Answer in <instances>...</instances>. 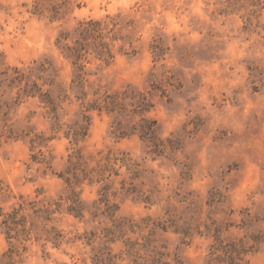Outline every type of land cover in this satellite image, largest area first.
<instances>
[{"label":"rangeland","instance_id":"374dc122","mask_svg":"<svg viewBox=\"0 0 264 264\" xmlns=\"http://www.w3.org/2000/svg\"><path fill=\"white\" fill-rule=\"evenodd\" d=\"M90 19L113 56L80 82ZM24 199L62 205L29 240L0 219V264H264V0H0V206Z\"/></svg>","mask_w":264,"mask_h":264},{"label":"trees","instance_id":"16d2710c","mask_svg":"<svg viewBox=\"0 0 264 264\" xmlns=\"http://www.w3.org/2000/svg\"><path fill=\"white\" fill-rule=\"evenodd\" d=\"M79 30L83 36L82 40H78L77 44L73 46L66 44L65 47L69 51L68 56L74 60V63L79 70L78 81L82 82V73L84 72V64L82 60L83 56L85 55L83 53L85 47H92V49L97 52L99 58L101 59L108 60L113 56V54L109 43L103 40L102 21L94 19L84 21L80 24ZM73 164L76 165L75 162ZM69 173L75 175L76 172L74 173L71 170ZM67 180L70 183L73 182L69 177H67ZM72 193L74 196L69 197L71 203L68 209L77 215H83L85 210L83 202L78 197H75L78 196V194L74 188H72ZM54 204L58 207L62 205L61 202L45 203L39 200L24 199L17 205H14L9 211H6L4 207L0 206L1 224L4 226L5 233L7 234L8 238L16 239L18 241L21 239L29 240L35 228H37V224L34 222L35 218H43L47 222L53 220L52 215L58 210V208H52ZM111 207L112 206H110V208ZM114 215L115 214L113 213L112 216ZM45 228L47 232H55V230H57L55 226ZM16 250L17 247H14L12 252H15ZM175 263L183 264L182 261L178 259L175 260ZM161 264L172 263L163 261Z\"/></svg>","mask_w":264,"mask_h":264}]
</instances>
